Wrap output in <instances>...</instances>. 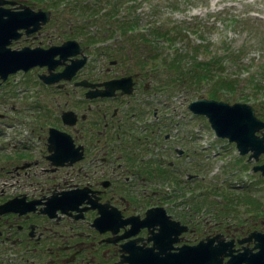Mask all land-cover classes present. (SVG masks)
<instances>
[{
  "label": "flooded vegetation",
  "instance_id": "1",
  "mask_svg": "<svg viewBox=\"0 0 264 264\" xmlns=\"http://www.w3.org/2000/svg\"><path fill=\"white\" fill-rule=\"evenodd\" d=\"M45 25L21 32L16 43L53 44L44 41ZM94 44L83 48V62L66 77L57 76L62 62H53V54L0 82L17 79L37 89L32 124L15 127L0 113V149L8 150L0 163V264H136L130 261L163 260L167 251L201 237L229 239L232 251L250 245L252 235H245L264 229V206L242 211L215 201L216 212L202 220L201 208H194L197 187L180 191L182 174L174 179L189 153L181 136L164 128L163 83L152 81L143 63L132 67V54L124 58L132 64L128 71L121 49L94 73L93 63L111 51ZM127 73L134 81L122 80L124 90L117 84L100 92L103 80ZM41 95L48 101L62 96L64 104L41 103ZM198 172L200 163L182 171L192 181Z\"/></svg>",
  "mask_w": 264,
  "mask_h": 264
},
{
  "label": "rangeland",
  "instance_id": "2",
  "mask_svg": "<svg viewBox=\"0 0 264 264\" xmlns=\"http://www.w3.org/2000/svg\"><path fill=\"white\" fill-rule=\"evenodd\" d=\"M38 1L40 0H25L24 2L32 9ZM84 1L73 0L69 2L68 6L67 3L61 1L58 4L59 9L52 10L53 15L57 12L60 14L51 18L53 20L45 25L44 32L49 34V37L47 35L44 38L45 42L58 43L65 37L72 36L76 38L78 43L87 42L90 49L93 43L91 40L110 39L108 36L110 32H103L99 28V25L109 21L110 17L107 18L101 12L103 7L108 8L109 2L99 0V5L95 6L94 9L91 8L94 5L92 4L86 11H83L81 5L85 6L95 2V0ZM131 2L132 4L129 5ZM71 6L73 8H70ZM131 7L137 12L138 20L136 22L139 23L138 26L150 25L149 21L151 24H160L161 27L171 24L174 25V28H168V32H173L174 36L179 35L170 42L164 38L155 40V44L159 48L161 40L165 43L160 54L166 52L161 56L151 57L153 62L148 76L150 77V73H153L152 81L160 82L161 80L164 83L163 87L165 88L161 91L162 94H166L165 102H167L166 112L168 115L167 125L164 128L170 134L181 136V142L186 145L189 153L183 156V162H180L179 170L174 175L176 181L181 180V176L178 174H182L184 178L185 182H178L180 191L182 189L188 190V188L190 191H194V188L197 187L198 191L194 192V208H201L202 220L209 212H216L214 210L215 201L219 208L231 207L233 201H236L234 205H240L238 208L242 211H246V208L255 209L258 204L264 206V176L260 175L261 177L258 178L254 189L245 186L247 181L251 182L250 178H253L255 173L245 169L233 168L236 166L232 161L236 156L234 155L236 148L232 141L225 137L215 136L212 138V135L209 134L212 130L209 129V124L201 115L202 113L189 116L191 111L186 103L194 97L202 95L203 92L197 90L196 84L186 83L180 79V71L184 68L183 65L187 64L188 61H194V58L204 59V65H207L208 69L205 72L207 76L203 77V85L207 86V82L218 76L234 75L236 88L228 93V96L230 98L245 97L253 106L257 104L264 106V100H259V95L264 91V0H121L117 5L116 13ZM177 22L182 25L179 31L176 30ZM134 40L131 44H124L120 52L123 59L127 58L129 54L133 55V65L130 61L128 62V71H131L132 67L136 65L135 60L139 59L142 63L145 54L151 52V47L146 44L145 40H137V38ZM136 40L142 46H136ZM20 41L21 39L18 40V42ZM166 42L168 43L166 44ZM234 49L236 51L230 54V51ZM86 50L88 51V49ZM173 50L181 52L182 58L178 60L179 65L173 66L167 63V56ZM214 55H218L221 66L215 62L211 65V59ZM107 56L108 51H105L104 55L93 63L94 73L100 72L103 64L109 65L108 62L111 57ZM211 66L215 68L211 70L209 75L210 69L213 68ZM122 67H126L123 62ZM175 75L180 76V78H176ZM25 77L32 78V75L26 73ZM250 78L261 88L255 90L253 84L249 82ZM10 81L12 84L7 83L0 86V111L5 114L3 119L11 122L14 120L15 127L32 124L34 117L29 112H32L33 109L32 95L37 93L36 86L30 83L33 85L26 84L24 88L22 82L17 79ZM200 84L199 82L198 85ZM44 92L41 91L42 94ZM220 93L223 95V91ZM64 100L62 96H58L56 101H48L46 97L40 96L41 103H50L51 105L59 106L64 104ZM11 103L13 109L10 107ZM38 115L40 116V114ZM207 141L212 142L207 143ZM192 146L193 148H191ZM214 151H216V168L214 165H209L212 158L211 153ZM6 152L8 150L0 149V163ZM258 157L262 159L264 154L260 153ZM195 163L197 167L200 163L198 179L188 180L182 171L190 169ZM225 165L231 170L224 172L222 168ZM246 172L249 174L247 175ZM170 183L172 185L177 184L175 181ZM243 184L245 185L243 186ZM250 185H253V182ZM240 188L238 195L244 199L243 202L235 195ZM230 193L233 195V199ZM247 194L253 198L249 199ZM224 195L228 196L229 202L224 198ZM202 205H205L206 208L203 209ZM232 221L235 223L236 218L233 217ZM82 248L85 252L89 249V245L85 243ZM80 264L96 263L81 260Z\"/></svg>",
  "mask_w": 264,
  "mask_h": 264
},
{
  "label": "water",
  "instance_id": "3",
  "mask_svg": "<svg viewBox=\"0 0 264 264\" xmlns=\"http://www.w3.org/2000/svg\"><path fill=\"white\" fill-rule=\"evenodd\" d=\"M2 1L4 0H0V3ZM19 6L20 8L11 9L0 5V74L15 68V66L23 65L19 59L23 55L28 54L27 60L29 61L25 64L38 60L42 55L41 48L17 51L3 44L9 37L17 34L14 27L23 24L22 21L35 23L38 18L36 15H47L46 10L36 11L24 4H19ZM81 48L82 45L78 44L75 39H64L60 43L44 48L45 55L41 56L40 59L44 60L45 56L56 52L58 56L53 60L56 62L62 60L70 52H80L81 55L78 58H70L71 61L67 63V68L63 74L68 75L71 69L84 59ZM49 60L48 56V62ZM122 80L129 81L130 79L127 76H120L115 81L103 80L104 90L117 84L121 86V90H124L120 84ZM188 105L193 110L204 112L217 133L233 138L239 151L249 149L248 156L253 154L254 157L258 151H264V119L254 114L253 107L249 103L240 100L227 101L221 98L200 96L191 99ZM252 168H259L264 173V160L253 163ZM250 234L254 237L252 245L255 248L253 249L243 245L241 249L231 251V248H226V241L217 238L215 243H209L207 239L180 246L173 251H167L168 253L163 260L150 262V260L144 259L130 262L138 264H203L206 262L207 264H264V230L251 231ZM222 254H227L224 260L221 258Z\"/></svg>",
  "mask_w": 264,
  "mask_h": 264
},
{
  "label": "trees",
  "instance_id": "4",
  "mask_svg": "<svg viewBox=\"0 0 264 264\" xmlns=\"http://www.w3.org/2000/svg\"><path fill=\"white\" fill-rule=\"evenodd\" d=\"M59 0H56V2ZM107 2H109V6L108 8H106L104 11H102V13L104 15H112L114 13H116L117 11V5L119 3V1L121 0H105ZM95 5L91 6L92 9L95 8V6H98L99 4V0H95V2H93ZM92 3V4H93ZM92 4H87L85 6L81 5V8L83 11H86L88 7H90V5ZM131 3H129V5H131ZM133 7V6H132ZM129 8L127 10H122L121 12H118L116 14H124L125 16L122 18H117L116 20H114L113 22L118 23L117 24V28L119 30V35L120 38L125 44H131V42H134V38H137V40H145L146 44H149L151 47V52L148 53L147 55H152L151 57H157V56H161L162 54H164L166 51H164L163 53L160 54V52L162 51V46L165 45V43L161 40V44H160V48L158 45L155 44V40L157 39H166L168 42L174 40L176 37H178L179 35L174 36L173 32H168V28H174V25H167L166 27H161L160 24H151V21H149L150 25H145L144 27H140L138 26L139 23H137L136 21L138 20L137 17V12L133 10V8ZM73 8V7H71ZM111 20V19H110ZM182 25H180L178 22L176 23V30L179 31L180 27ZM136 40V46L141 45V43L139 41ZM166 42V44L168 43ZM157 43V42H156ZM153 48V49H152ZM159 48V51H157V49ZM235 51L232 50L230 51V54ZM180 51H175L173 50L172 53H170L169 56H167V63L169 65H179L180 63H178L179 58H182V55L180 54ZM218 55H214L211 59V65L213 62L217 63L218 65L221 66L220 61L217 57ZM139 60V59H138ZM235 62V61H233ZM184 68L181 69V78L180 76H176V78H180L181 80H184V82L186 81V83H197L201 80H203V77L207 76L205 75L206 70L208 69L207 65H204V59H197L194 58V61H188L187 64L183 65ZM210 66V65H209ZM213 67V66H211ZM215 67L210 69L209 75L211 73V70H213ZM221 74V73H220ZM179 75V74H177ZM251 77V75H250ZM249 78V77H248ZM247 78V79H248ZM256 89H260V85L258 86L257 84H255L252 79H249ZM235 77L234 75H223V76H218L212 79V81H210L207 84V88H206V93L209 95H214V96H224L227 97L228 93L232 92L235 88ZM221 91H223V95L220 93ZM226 91V92H224ZM264 100V99H263ZM257 112L264 117V107H258L257 108Z\"/></svg>",
  "mask_w": 264,
  "mask_h": 264
}]
</instances>
